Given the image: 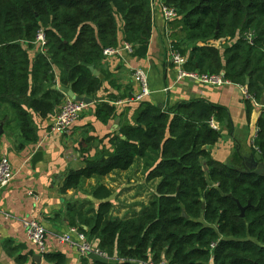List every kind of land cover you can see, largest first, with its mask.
I'll list each match as a JSON object with an SVG mask.
<instances>
[{"label": "trees", "instance_id": "trees-1", "mask_svg": "<svg viewBox=\"0 0 264 264\" xmlns=\"http://www.w3.org/2000/svg\"><path fill=\"white\" fill-rule=\"evenodd\" d=\"M162 2L177 11L178 26L170 38L180 53L188 45L184 69L223 73L259 103L264 96V0ZM153 26V0H0V110L7 106L13 117L4 127L17 123L23 141L36 142L30 113L46 120L64 98L50 89L56 73L62 87L93 97L101 81L89 68L105 50L119 47L120 33L132 54L143 57ZM40 33L44 51L35 47ZM31 48H36L34 58ZM252 110L247 101V116ZM114 116V108L95 107L102 125ZM224 117L223 108L202 102L181 104L172 112L143 104L134 124L120 128L122 140L114 153L68 173L62 192L125 172L139 158L145 178L161 180L156 194L140 213L118 219L110 217L111 204L104 201L108 192H94L97 205H68V225L78 227L108 264L149 257L168 264H264V176L227 167L205 150L220 138L208 121ZM256 125V146L264 156V111ZM43 257L51 264L66 263L62 253ZM81 263L96 264L88 258Z\"/></svg>", "mask_w": 264, "mask_h": 264}, {"label": "crops", "instance_id": "crops-1", "mask_svg": "<svg viewBox=\"0 0 264 264\" xmlns=\"http://www.w3.org/2000/svg\"><path fill=\"white\" fill-rule=\"evenodd\" d=\"M162 3V0H153L154 26L143 57L121 51L118 55L103 57L92 67L98 74L95 77L101 81V87L90 97L92 104L87 106L68 134H56L50 128L60 104L46 120L30 113L36 134L34 143L24 142L20 131L5 128L0 122V159L6 158L14 173L11 182L0 189V264H51L26 238L24 222L29 219L43 224L48 254L62 253L66 257L65 264H82L85 257L78 254L76 247L61 244L59 237L71 227L66 221L68 205L80 200L97 205L100 200L93 197L94 192H108L104 201L111 204V218H129L147 207L161 180L148 181L143 161L139 158L125 172H113L103 178L84 181L81 187L88 188L87 194L78 193L79 189L62 192L68 173L82 169L90 160L106 159L114 153L117 140H122L120 128L134 124L143 104L162 112H172L181 104L195 102L223 108L226 117L217 122L220 138L214 146L206 147V151L211 159L227 167L243 170L246 166L254 170L252 156L255 153L250 137L258 129L257 119L264 108L253 104V110L247 116V100L239 85L230 83L216 87L186 78L177 79V68L170 62L167 52L170 43L175 45L170 38L174 22L167 24L163 20ZM119 42L121 47L122 33L119 34ZM29 55L34 58L36 54ZM134 69L147 73L150 95L140 104H124L138 91V85L131 77ZM54 86L62 87L57 73ZM263 102L264 96L259 104ZM98 105H107L115 110V116L106 126L95 118ZM38 155L32 164L33 157ZM28 192L35 197L29 196Z\"/></svg>", "mask_w": 264, "mask_h": 264}, {"label": "built area", "instance_id": "built-area-1", "mask_svg": "<svg viewBox=\"0 0 264 264\" xmlns=\"http://www.w3.org/2000/svg\"><path fill=\"white\" fill-rule=\"evenodd\" d=\"M161 14L165 23L169 24L177 19V11L174 7L162 3ZM249 44L252 43V37L247 38ZM36 47H39L41 51H44L45 40L43 35L40 33L35 42ZM121 51H126L129 54L133 53L132 46L127 43H123L121 47L115 49H107L103 52V57H110L118 55ZM167 52L170 62L177 68V79H190L202 85H210L220 87L224 84H230L224 79V74L220 73L217 75L199 74L197 72H187L184 69L186 63V58L180 54V52L174 47L173 43L169 44L167 47ZM131 77L133 81L138 85V91L132 94V96L124 104H140L144 102L150 95L148 87V75L142 69H134L131 71ZM244 98L247 101L252 102L255 106L264 108V104H259L255 102L251 96L248 94L245 87L240 86ZM64 96V95H63ZM121 104V103H119ZM87 108V105L83 103L76 102L64 96L60 106L59 111L56 113L54 121L50 125L51 131L56 134H68L76 123L82 117L83 112ZM208 126L211 130L219 132V125L215 119H210L208 121ZM258 140V129L253 132L250 137V145L252 150L256 154L259 153V148L256 146V141ZM14 173L10 166L9 161L2 157L0 159V189L5 188L13 179ZM29 196H33L32 192H28ZM35 197V196H33ZM24 230L28 242L36 248L41 256L47 253L46 250V230L43 224L36 219H29L24 222ZM59 242L61 244H67L71 247H76L78 254L81 257L88 258L90 254H95L100 257L107 258V256L100 252L87 238V236L81 232L78 227H69L67 232L59 237ZM214 246H211L213 248ZM108 259V258H107ZM130 264H168L164 259L160 261H155L151 257L147 260H129Z\"/></svg>", "mask_w": 264, "mask_h": 264}, {"label": "water", "instance_id": "water-1", "mask_svg": "<svg viewBox=\"0 0 264 264\" xmlns=\"http://www.w3.org/2000/svg\"><path fill=\"white\" fill-rule=\"evenodd\" d=\"M89 71L94 76H98V74L94 71V69L92 67L89 68ZM247 82H248V80H247ZM52 90L59 91L62 95L68 97L69 99L74 100V101L79 102V103H83V104H85L87 106L92 104L91 98L86 97V96H77V95H75L72 92L70 86H68V87H60V88H58L57 86H54V87H52ZM262 104H264V102ZM117 122H118V119L116 120V123ZM205 150H206V147H205ZM38 157H39V155L33 157L32 164L37 161ZM252 162H253L254 170H249L246 166H243V171L245 173H248V174L252 173V174L264 176V156H261L260 154H256L255 153L252 156ZM203 168L205 170V163L203 164ZM243 211H244V209L241 208V216H243ZM182 217L185 218V219L187 218L184 213L182 214ZM88 260H90L91 262L96 263V264H108L109 263V260L107 258L100 257V256H97L95 254H90L88 256Z\"/></svg>", "mask_w": 264, "mask_h": 264}, {"label": "rangeland", "instance_id": "rangeland-1", "mask_svg": "<svg viewBox=\"0 0 264 264\" xmlns=\"http://www.w3.org/2000/svg\"><path fill=\"white\" fill-rule=\"evenodd\" d=\"M176 26H178V24H177V21H174V30H175V28H176ZM172 44V43H171ZM34 47V46H33ZM36 47V46H35ZM187 48H188V45H184V46H182L181 48H180V50H181V53H182V56H186V53H187ZM36 49V48H35ZM35 49L34 48H31V50H30V54H34V51H35ZM180 53V54H181ZM60 104H61V102H60ZM59 111V110H58ZM57 115V114H56ZM0 118H2L3 120H2V122L5 124V122L4 121H6V122H9L10 120H12L13 119V117H12V114H11V112H10V110L7 108V106H4L3 107V109H1L0 110ZM1 122V123H2ZM18 125H17V123H14V124H10V125H8L7 127H9V128H16ZM87 190H88V188H86L85 186L84 187H80L79 188V190L77 191L78 193H82V194H87ZM92 205L91 206H94L95 205V203H91ZM75 205L76 206H82V205H85V206H87V202L85 201V200H80V201H77L76 203H75ZM91 206H89V207H91Z\"/></svg>", "mask_w": 264, "mask_h": 264}]
</instances>
